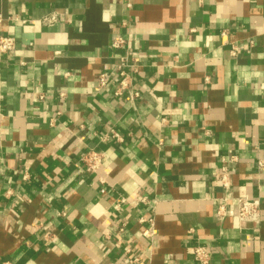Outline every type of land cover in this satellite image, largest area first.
I'll list each match as a JSON object with an SVG mask.
<instances>
[{
    "label": "crops",
    "instance_id": "obj_1",
    "mask_svg": "<svg viewBox=\"0 0 264 264\" xmlns=\"http://www.w3.org/2000/svg\"><path fill=\"white\" fill-rule=\"evenodd\" d=\"M0 18L16 44L0 55V264H198L197 246L264 264V0H0ZM119 36L139 60L133 103L96 91ZM110 129L124 142L103 143ZM239 197L261 200L255 230Z\"/></svg>",
    "mask_w": 264,
    "mask_h": 264
},
{
    "label": "built area",
    "instance_id": "obj_2",
    "mask_svg": "<svg viewBox=\"0 0 264 264\" xmlns=\"http://www.w3.org/2000/svg\"><path fill=\"white\" fill-rule=\"evenodd\" d=\"M1 19V18H0ZM57 17H51L46 19L47 23L56 22ZM15 40L11 37L0 36V55L12 56L15 52ZM112 48L114 50H123L126 48L125 55L120 58L119 64L114 68V70H109L102 73L99 76L98 86L96 91L102 89L113 88V95L116 98L124 97L129 102H135L140 98V94L136 92L133 88V84L139 69V60L133 57L132 51L127 47L126 41L120 36L115 39L112 43ZM240 48L237 46H232L230 55L233 58H236L240 55ZM40 99H43L42 97ZM103 143L110 141H116L123 143V138L115 131L108 130L103 136L100 137ZM105 158L104 154L90 151L85 153L81 157V164L84 166V172L88 176H96L101 187L100 194H106V182L99 177V172L102 169L103 160ZM236 158H231L223 162V167L220 170V173L216 177V183L219 187L224 190H228L230 187V177H231V165L236 163ZM258 167L264 169V159L258 162ZM126 201L121 200V204H124ZM140 202L146 206L151 207V202L147 198H142ZM236 210L232 213L234 218L237 219L238 223L241 226H251L253 230L258 228L262 221V203L259 199H250L248 197H239L236 199ZM153 209V207H151ZM225 205L222 204L218 208L217 216L219 220H223L226 216ZM140 223H148L153 229L150 237L155 235V221L153 218H144L140 220ZM125 226L120 229V233H124ZM194 260L198 264H210V254L206 248L197 246L194 249Z\"/></svg>",
    "mask_w": 264,
    "mask_h": 264
}]
</instances>
